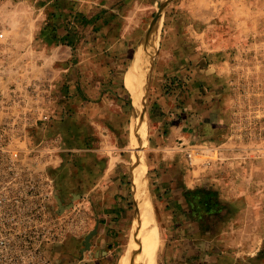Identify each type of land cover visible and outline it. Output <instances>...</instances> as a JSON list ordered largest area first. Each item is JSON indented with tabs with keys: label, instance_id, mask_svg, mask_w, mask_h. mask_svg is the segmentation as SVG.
Returning <instances> with one entry per match:
<instances>
[{
	"label": "rangeland",
	"instance_id": "rangeland-1",
	"mask_svg": "<svg viewBox=\"0 0 264 264\" xmlns=\"http://www.w3.org/2000/svg\"><path fill=\"white\" fill-rule=\"evenodd\" d=\"M125 4L130 5L124 16L137 37L128 58L112 64L115 58L103 50L112 30L110 11ZM157 28L160 42L146 98L149 140L143 148L161 232L155 264H165V238L151 175L159 154L151 142L159 111L154 102L159 92L183 97L206 61L213 65L211 88L224 91L225 113L213 116L218 128L211 122L201 132L196 118L188 121L181 133L189 138L177 132L176 148L198 178L220 185L205 188L215 231L222 233L211 258L264 264V0H0V180H52L61 212L77 224L61 245L62 264L73 254L84 258L92 243L103 254L99 231L108 221L119 226L116 233L110 227L116 249L95 264H120L136 213L135 105L124 78L139 45ZM161 64L167 72H160ZM202 87L197 80L191 90L204 93ZM187 113L178 110L174 119L182 121ZM174 119L160 132L167 134ZM115 206L120 213L111 222L103 214ZM138 250L134 260L139 255L140 261Z\"/></svg>",
	"mask_w": 264,
	"mask_h": 264
},
{
	"label": "crops",
	"instance_id": "crops-1",
	"mask_svg": "<svg viewBox=\"0 0 264 264\" xmlns=\"http://www.w3.org/2000/svg\"><path fill=\"white\" fill-rule=\"evenodd\" d=\"M129 5L125 4L124 7L113 8L110 11L111 23L108 30H112L108 37L104 39L103 50H106L110 59L113 60V57L115 58L116 61H113L112 64L117 63V61H125L131 54L132 47L136 41L137 29L124 16L126 11L123 12L129 8ZM117 24L119 25L117 26ZM114 27H118V30ZM166 67L167 65L161 64L160 68L162 70L160 72H165ZM212 67L213 65L208 64L207 61L200 65L197 71L199 72L198 78L189 81L188 90L185 92L186 96L184 95L181 98L177 97V95L159 97L161 95V92H159L154 102V104L158 105L159 111L156 115L157 117L154 118L151 142L154 151L159 154L156 155L152 162L151 175L153 177V192L156 198L157 215L165 238L163 245L165 264L221 263L219 260H217L218 262L216 259L213 260L210 254L214 246L217 245V240L222 237V233L215 231L214 221L211 218L213 217L212 210L205 209L209 208L207 204L211 202L205 188L214 187L219 189L220 185H216L217 180H206L203 176L198 178L194 174V169L188 165L187 157L176 148L181 141L177 139V132L180 131L181 133V129H185V124L188 121L196 118L199 124L198 130L203 129L205 131L209 128L211 122L218 128L213 116L221 117V114L224 115L225 113L226 104L224 96H222L224 91L221 86L216 84L211 88L214 77L212 75L214 74ZM176 71L181 72L182 70L178 69ZM183 72H187L185 68ZM190 73L189 70L187 74L190 75ZM197 80L199 85L203 86L200 89H204V93L191 90V85ZM207 88L209 91L206 90ZM195 93L199 94L198 99ZM178 110L188 112L186 118L182 121H180L181 119H174V114ZM173 119L174 121L168 127V133L160 132L162 126L165 127L170 122L169 120ZM180 137L182 139L189 138L185 132L181 133ZM89 181L91 182L92 180H87L88 183ZM215 199L214 201H217ZM118 212L120 213V210L115 206L114 210H107L108 216L107 214H103V216L108 217L112 222L113 219L117 218ZM109 222L99 231V236L103 238L98 243L99 246L102 245L105 249H103V254L100 252L99 247L92 243V250L84 258L80 259L78 255L73 254L69 264H95L99 261L98 259L101 255L106 254L108 258L112 256L114 249H116L115 240L117 237L112 234L114 230H111L110 227H116V233L119 232L117 230L119 226L117 222ZM216 226L223 227L224 224L218 223Z\"/></svg>",
	"mask_w": 264,
	"mask_h": 264
},
{
	"label": "built area",
	"instance_id": "built-area-1",
	"mask_svg": "<svg viewBox=\"0 0 264 264\" xmlns=\"http://www.w3.org/2000/svg\"><path fill=\"white\" fill-rule=\"evenodd\" d=\"M72 216L61 212L52 180H0V264H62Z\"/></svg>",
	"mask_w": 264,
	"mask_h": 264
},
{
	"label": "bare ground",
	"instance_id": "bare-ground-1",
	"mask_svg": "<svg viewBox=\"0 0 264 264\" xmlns=\"http://www.w3.org/2000/svg\"><path fill=\"white\" fill-rule=\"evenodd\" d=\"M160 35L158 29L144 38L124 78V84L130 90L135 105L132 115V147L136 153L132 163V182L136 213L132 237L120 264H155L156 251L161 241L160 227L150 199L147 160L143 154V148L149 140L146 98L151 78L150 70L159 46ZM138 249L141 252L140 261L139 255L134 260Z\"/></svg>",
	"mask_w": 264,
	"mask_h": 264
},
{
	"label": "trees",
	"instance_id": "trees-1",
	"mask_svg": "<svg viewBox=\"0 0 264 264\" xmlns=\"http://www.w3.org/2000/svg\"><path fill=\"white\" fill-rule=\"evenodd\" d=\"M210 196V195H209ZM210 198V197H209ZM208 206L207 207H209V209L211 210V208H212V206L210 205V203L209 204H207Z\"/></svg>",
	"mask_w": 264,
	"mask_h": 264
},
{
	"label": "water",
	"instance_id": "water-1",
	"mask_svg": "<svg viewBox=\"0 0 264 264\" xmlns=\"http://www.w3.org/2000/svg\"><path fill=\"white\" fill-rule=\"evenodd\" d=\"M89 246V245H88Z\"/></svg>",
	"mask_w": 264,
	"mask_h": 264
}]
</instances>
